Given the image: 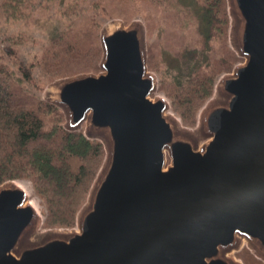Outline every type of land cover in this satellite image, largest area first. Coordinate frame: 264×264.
I'll return each mask as SVG.
<instances>
[{
	"label": "water",
	"instance_id": "1",
	"mask_svg": "<svg viewBox=\"0 0 264 264\" xmlns=\"http://www.w3.org/2000/svg\"><path fill=\"white\" fill-rule=\"evenodd\" d=\"M243 58L218 77L195 129L157 94L146 25L109 19L98 72L50 82L65 128L99 139L105 159L73 228L40 232L16 181L0 184V264H243L264 260V0H228Z\"/></svg>",
	"mask_w": 264,
	"mask_h": 264
},
{
	"label": "trees",
	"instance_id": "2",
	"mask_svg": "<svg viewBox=\"0 0 264 264\" xmlns=\"http://www.w3.org/2000/svg\"><path fill=\"white\" fill-rule=\"evenodd\" d=\"M174 4L177 12L174 10L170 22L179 27L182 38L188 24H195L207 52V69L196 65L202 53L195 48L181 55V60L188 68L193 64L196 74L176 77L179 80L170 89L163 84L160 88L182 120L194 122L214 91L218 70H230L240 60L228 45L227 0H0V16L5 20L35 18L47 31V40L35 58L25 61L15 56L14 66L0 63V184L30 179L46 202L49 227L75 226L77 212L104 161L105 149L100 140L88 138L83 130L66 129L62 109L44 100L41 92L57 78L100 70L99 32L104 21L122 18L128 23L142 13L149 31L155 22L165 28ZM50 7L56 8L62 24L57 25L47 15ZM215 38L226 50L225 67L210 50V41ZM4 40L10 41L2 46L8 54H15L14 46L22 41L15 34L5 35ZM149 46L148 66L154 70L158 58ZM243 250L248 251L251 264H264L248 248Z\"/></svg>",
	"mask_w": 264,
	"mask_h": 264
},
{
	"label": "rangeland",
	"instance_id": "3",
	"mask_svg": "<svg viewBox=\"0 0 264 264\" xmlns=\"http://www.w3.org/2000/svg\"><path fill=\"white\" fill-rule=\"evenodd\" d=\"M169 9H170L171 13H169V16H170L169 21L167 22L165 28H163V25L156 23V22L152 24L151 31H149L146 27L147 49H148V47H150L149 45H151L153 47V51L156 54V58H158V63H157L156 69L152 70L154 73H156L157 78H158L159 88L157 90V94L166 97L170 101V103H171L170 111L173 112L174 114H176L180 118V120L182 121V124L184 126L195 129V127L197 125V121H198V115H199L202 107L208 101V99L214 95L215 88H216V82H217L218 77H221L223 74L231 72L233 70L234 66L238 62L243 61V58L237 54L236 50L232 47V44H231V40H230L231 20H230V14H229V9H228V0H227V12H228V16H229L228 45L231 48V50L233 52H235V54L240 58V60H238V62H236V64H234V66L230 70H227L228 68L222 69L220 71L218 70L219 73H217V76L215 77L214 91L211 94V96L206 100V102L202 105V107L199 109V111L196 115L195 121L194 122L193 121L184 122L182 120L181 116L173 109L171 99L169 97H167L166 91L161 89L160 85L163 84L165 89H170L171 86L173 87L175 82L179 80L176 77H178V78L181 77L182 79H185L190 74H196L195 71H193V68H194L193 64H191L192 65L191 68H188V66L184 65L186 63L183 61V63H184L183 64L182 60H181L185 54H188L189 52L191 53L192 50L195 48H197L199 54L202 53V56H200V62L196 63V65L197 64L202 65L201 69H207V62L205 60V58L207 59V57H206L207 52L205 51V49H203L205 47H202L203 42L198 37V34L196 33L197 30L195 29V27H196L195 24L192 25L193 22L188 24L189 27L186 30L187 35L183 34L184 38H182V36L179 33L180 32V30L178 29L179 27L176 29L175 27H173L172 23L170 22V19L172 18V14L175 13L177 7L174 4ZM55 11H56L55 7H50V9L47 11V15L50 16L51 18H53L56 21L57 25L58 24L60 25V24H62V20L60 19V15L55 14ZM135 18H142L144 20V16L142 13L136 14L132 20H134ZM191 18L194 21V18L192 17V15H191ZM34 19L35 18L21 19V20H5L3 17L0 16V41H3L0 44V63L5 62L6 64H9L10 66H14L13 63L16 61L15 56H18L22 60L30 61L33 58H35V55L40 54L41 47L43 46V44L47 40V31L45 30L44 27H42L40 24H38ZM120 19H122V18H120ZM108 20L104 21L102 26ZM144 22H145V20H144ZM145 25H146V23H145ZM192 26H193V28H192ZM172 28L174 30H172ZM182 32L184 33V31H182ZM14 34L19 36V39L21 38L22 41H20L19 43H17L14 46L15 54H8L5 50H3L2 46L9 45L10 41L4 40V37H5V35H14ZM164 34H165L166 38H164V36H163ZM226 42H227V39H226ZM221 47L223 49H221ZM211 49L213 52H215L216 58H218L219 60H223L224 67H225V65H226L225 51L226 50L224 49L221 41L218 38H215V39L210 41V50ZM181 55H183V56L181 57ZM193 62L195 63V59L193 60ZM211 72H213V70ZM36 75L38 76V74H36ZM50 82H52V81H50ZM50 82H48L45 85L43 91L41 92L42 98L44 95L45 88ZM64 126H65V122H64ZM83 132H84V130H83ZM92 139H94V138H92ZM104 149H105V147H104ZM104 159H105V157H104ZM103 163H104V161H103ZM103 163H102V165H103ZM97 174H96V177H97ZM12 181L18 182L20 187H22L23 190L26 192L29 199L35 200V202L37 203L36 205L38 208L36 206L35 207L38 210V212L40 213V216L42 217V224L40 226V232L39 233L45 232L46 230H48L50 228L68 229V228H73L76 226V223H75V226H73V227H49L51 225L46 223V217H47L46 202L43 198H41L37 194V192L35 191V188L33 186L32 181L30 179H18V180H12ZM20 182L28 183L29 186L31 187V191L26 190L20 184ZM88 196H89V192H88V195H87L85 202L82 204V206L80 207V209L77 212L76 222H77L78 213L80 212L82 207L86 204V202L88 200ZM47 224H48V226H47ZM244 248H248L247 245H244V247L242 249L235 252V255L238 259H240L243 262V264H251L250 263V256H248L249 253L247 250H243ZM249 250L255 255L256 258H258L264 262V260L259 258L251 249H249Z\"/></svg>",
	"mask_w": 264,
	"mask_h": 264
},
{
	"label": "bare ground",
	"instance_id": "4",
	"mask_svg": "<svg viewBox=\"0 0 264 264\" xmlns=\"http://www.w3.org/2000/svg\"><path fill=\"white\" fill-rule=\"evenodd\" d=\"M20 184H21L26 190L31 191V187L29 186L28 183H26V182H20ZM30 201L32 202V204H33L34 206L37 207V205H36L37 203L35 202V200L30 199ZM37 208H38V207H37Z\"/></svg>",
	"mask_w": 264,
	"mask_h": 264
}]
</instances>
